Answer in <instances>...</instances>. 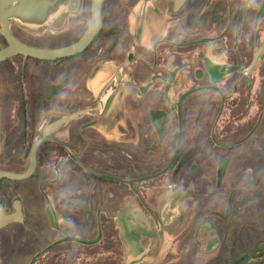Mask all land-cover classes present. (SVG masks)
<instances>
[{"label":"flooded vegetation","instance_id":"flooded-vegetation-1","mask_svg":"<svg viewBox=\"0 0 264 264\" xmlns=\"http://www.w3.org/2000/svg\"><path fill=\"white\" fill-rule=\"evenodd\" d=\"M87 2L85 0L86 8ZM156 2L162 9L150 7L153 15L148 16V23H157L156 20L160 19L171 26V30L165 31V39L152 44V66L147 70L153 80L147 82L146 87H140L139 78L143 79L141 69L131 71L130 79L121 83V78L126 75V70L121 67L117 84L127 86L128 95L125 98L131 102L135 90L145 95L160 82L158 74H155L160 66L159 49L167 50L174 60L192 55L191 63L184 62L174 67L173 71L177 70L174 78H171L173 71L169 74L168 83L172 85L180 71L188 70V76L179 79L177 84L181 104V141L173 165L155 179L169 174V179L176 184L174 190L170 191L174 193L169 199L172 203H169L179 201L184 213L191 210L194 215L202 214L204 221L209 223L216 216L219 201L225 194H228L227 199L234 194L237 198L239 191L235 193L234 189L230 192L227 185L236 182L238 168L243 169L248 164L253 148L249 140L255 135L261 140L254 150L264 164V50L249 71L255 53L263 45L259 46L264 39V0ZM120 3L121 0L105 1L94 40L81 53L52 61L19 54L0 63L2 172L24 174L31 164L33 145L43 137L45 129L55 122L66 120L39 145L32 175L22 180H0V184L4 181L31 180L35 184L29 207L17 197L12 201V211H9L0 201L4 214L14 213V202L18 201L23 217V223L14 222L0 229V264H44L48 259L54 264H69L72 258L76 264L79 252L83 254L76 244H84V228L90 224L91 228L95 226L93 217L102 231L99 244L104 241L105 229L110 224L119 239L118 216L122 211L126 214L135 199L165 227L181 216L178 209L172 212L171 208H164L168 200L159 202L156 211L140 191L145 179L164 171L174 158L179 138L178 114L176 145L167 162L170 146L167 132L174 117L169 112L155 111L148 119L129 116L122 127L118 93L124 88L118 87L100 107V96L106 86L99 85L100 80H97L101 70L90 76L88 71L84 72V54L93 53L94 46L101 40L111 41L110 53H113L116 63L135 62L131 49L135 48L136 34L132 33L131 37V32L122 31L128 30L127 27L111 26L112 20L104 21L108 12L111 15L121 11ZM123 21L121 19V24ZM12 22L9 25L12 36L30 47L59 49L76 42L54 47L32 43L24 38L23 32L34 29ZM6 46V38L0 34V50ZM93 60L94 56L90 54L86 56L85 63ZM160 87L157 86L155 90H160ZM238 103L247 105V112L236 116L233 129L228 134L227 129L223 131L220 125L224 123L219 122L221 114L230 112L229 107L236 109ZM255 110H259L257 116ZM253 119L256 120L248 130ZM237 130L245 133L233 140L230 135L239 133ZM221 132L225 135H221ZM11 148L15 150L11 160L13 163H20L25 153H29L25 158L29 157V165L24 171L16 173L3 169V149ZM44 148L47 154L41 169V151ZM220 169L222 175L219 181ZM245 179L246 174L241 175L239 182ZM181 195L186 198L180 199ZM191 200L196 201L197 212L189 207ZM210 226L218 230L215 223H210ZM196 241L188 240L183 248H196ZM73 248L76 250L73 251ZM73 253L78 254L76 259L71 257ZM230 254L232 260V251Z\"/></svg>","mask_w":264,"mask_h":264},{"label":"rangeland","instance_id":"rangeland-1","mask_svg":"<svg viewBox=\"0 0 264 264\" xmlns=\"http://www.w3.org/2000/svg\"><path fill=\"white\" fill-rule=\"evenodd\" d=\"M87 1V8L85 7L84 1L82 15L70 18L71 23L60 24V27L56 31L53 30V25L43 26L31 31L26 29V32H23L25 34L24 38L29 42L49 47L66 46L77 41L82 37L90 19L89 4H91L92 0ZM157 3L156 0H121V11L111 15L108 12L107 17L104 19L105 22L112 20L111 26L119 25L121 27H127L128 30L124 29L122 31L126 33L131 32V37L133 36L132 33L136 34V40L133 43L135 48L134 50L131 49V53L135 57L134 63H116L113 60V53H110L111 41L101 40L94 46L93 53L89 52L84 54V72L88 71L90 76L94 72L101 70L97 80L109 83L122 67L126 70V75L121 78L122 83L130 79L129 73L131 71H140L142 69L143 74L141 75H143V79L141 80L138 77L140 80L138 85L140 87H146L147 82L153 80L152 74L147 70L152 66V44L155 41L165 39V31L167 29L171 30V26L163 23V20L160 19H155L157 23H148V16L153 15L149 8L157 6L162 9ZM121 19H124L123 24H121ZM262 44H264V39L260 41L259 46ZM98 49H101L100 52H98ZM90 54H93L94 60L86 64V56ZM158 54L160 60L158 64L160 66L155 74H158L160 82H157L155 86H161L160 90H155L156 87H154L149 89L145 95H141L137 89L135 90V97L129 102L125 98L128 95V90L126 88L121 89L118 93L120 95V122L122 127H124L129 116L133 119H139L141 117L148 119L153 111H169L172 117H174L173 124L170 126L169 137L167 138V142L171 147V151L169 152L170 160L177 140L176 104L179 97L177 84L179 79L188 76V70L180 71L178 78H176L177 80L172 85L168 83L169 74L175 66H180L184 62L191 63L193 57L192 55H185L176 57L174 60L167 53V50L163 51V49H159ZM119 65L120 67L118 68ZM246 106L244 103H238L236 109L229 107L230 112L225 111L221 114L219 122H224L220 124L224 129L223 131L227 129L226 132L228 134L232 131V127L237 119L236 116H239L242 112L246 113ZM4 107L7 109L5 103ZM10 109H12L11 106ZM258 111L255 110V116L258 115ZM124 117L126 118L124 119ZM255 120L253 119L251 124H249L248 130L251 129ZM227 127H230L231 130ZM237 131L239 133H235L236 136L233 133L230 135L233 140L245 133L242 130ZM217 133H220V131ZM223 134L225 135L224 132H221V135ZM216 137L221 139L218 134H216ZM37 138L38 136L36 135L35 139ZM260 140L258 135H255L253 139L251 138L249 140V143L253 146L252 150L257 148L258 141ZM262 144L264 145V139L262 140ZM252 150L250 151L252 155L250 154L246 167L243 169L237 167L239 170L238 180L232 182L231 185H227L229 188L228 191L232 192L234 189H236L235 193L239 191L237 198L234 194L231 198L227 199L228 194H225L226 196H223L222 200H217L221 203L217 208L216 216L210 220L211 222L207 223L204 221L205 217L202 214L199 215L196 213L194 215L191 210L184 213L181 202L179 201L170 204L172 202L169 199H171L174 193L170 191L174 190L176 184L172 183L168 174L158 179L143 181V185L140 186L143 189H140V191L144 193L145 201L148 200L152 205L151 207L155 208L156 211H158L157 205H159V202L168 200V204L164 208H171L172 212L178 209L179 213L181 212V216L174 219L172 225L165 227L154 214H151L152 212H149L148 209H143L135 199V201L133 200L132 208L127 209L126 214L122 211L123 213L120 215L119 239L117 232L113 230V225L110 224L105 229V237L102 243H98L101 239L99 237L101 231H99L98 237L94 242H91L94 240L93 234H88L89 236L84 237L87 244H76L79 249L83 250V254L81 255L79 252L78 256V254L73 253L71 257H75L76 259V256H78L76 264H226L227 260L230 261L231 259V251L233 258H241L264 237L262 224L264 223V164L259 160L256 150ZM14 153L15 150L12 148L10 150L3 149L2 167L4 170L19 173L28 167L29 157L26 160L25 158L29 153H25V158L20 163H13L11 160ZM46 154L47 150L45 148L42 149L40 159L41 169L44 167L45 163L43 159ZM41 169L39 171H42ZM241 169L243 172H240L242 171ZM245 174L246 179L243 182H239L240 176ZM34 186L35 184L32 180L27 182L4 181L0 184V201L2 200L5 203V207L9 211H12V201L17 197L23 200L26 207H29ZM260 190L263 192V195L260 194ZM182 197L186 198L183 195L179 198L183 199ZM195 202L191 200L189 207L195 208L194 212H197ZM229 202L232 205V210L229 216L224 218L229 207ZM197 205L199 206V204ZM210 223H215L218 230L212 229ZM196 224L197 226L193 227ZM198 229H200L199 233L197 232ZM202 233H204V237L207 240L204 243L202 241L205 238L201 236ZM201 238L204 240H200ZM193 239L197 240L194 244L196 248L192 247L194 248L192 249L187 246L183 248L187 245L188 240L192 241ZM75 250L73 248V251ZM179 251L181 252L179 253ZM50 260L48 259L44 264H54V262H49ZM75 261L72 258L69 264H74ZM247 264H264V254L254 259L252 258Z\"/></svg>","mask_w":264,"mask_h":264},{"label":"water","instance_id":"water-1","mask_svg":"<svg viewBox=\"0 0 264 264\" xmlns=\"http://www.w3.org/2000/svg\"><path fill=\"white\" fill-rule=\"evenodd\" d=\"M106 0H93L91 4V15L90 20L87 25V29L84 32L83 36L76 41L75 43L59 48V49H40L35 47H30L18 41L16 38L12 36L9 30L10 21L19 23L23 26H39L43 24L47 19V14L51 8H54L56 5L62 2V0H0V34L4 35L7 40V46L0 50V63L4 62L7 59H10L16 55L22 54L26 56H30L33 58L41 59V60H57L64 57L73 56L79 54L86 50L94 40V37L97 33L99 23H100V15L102 6ZM264 50V45L260 47V49L255 53L253 62L249 67V71H251L259 58L260 53ZM177 70L171 73V78H174ZM121 73H118L110 85L105 89L100 106L103 107L104 102L110 96V94L118 88L116 85L117 80L120 78ZM178 116H179V138L177 149L175 151L174 158L171 164L159 174L147 178L145 180L155 179L159 176L165 174L169 168L175 162L176 156L178 154L179 145L181 141V114H180V103H178ZM66 120H61L53 123L48 126L43 134V137L35 142L33 148L31 150V164L28 170L24 174H12L2 172L0 169V180L3 178H10L14 180H22L28 178L35 170L36 167V152L39 145L46 140L47 135H49L54 129H56L59 125H62ZM0 150H1V123H0ZM219 181L221 180L222 170H219ZM14 210L15 212L12 214H4L3 209L0 208V229L8 226L11 223L19 222L23 223V217L21 212V207L18 201L14 202ZM232 205L229 202V207L224 215V218H227L231 213ZM101 237V233L100 236ZM74 240V239H69ZM87 244V242H84ZM90 244V243H88ZM264 249V243L255 249L252 253H250L247 257L243 259L239 264H247L258 252Z\"/></svg>","mask_w":264,"mask_h":264},{"label":"crops","instance_id":"crops-1","mask_svg":"<svg viewBox=\"0 0 264 264\" xmlns=\"http://www.w3.org/2000/svg\"><path fill=\"white\" fill-rule=\"evenodd\" d=\"M85 1V0H84ZM84 1L82 2V0H62L61 3H59L58 5H56L54 8H51L47 14V19L46 21L39 25V26H30L28 28H33V29H36V28H41L43 26H48V25H53L54 26V31H56L59 27H60V24H68V23H71L70 22V18H75V17H78L80 15H82L83 13V6H84ZM86 7V5H85ZM85 13V11H84ZM89 23V22H88ZM19 24V23H17ZM21 25V24H19ZM23 26V25H22ZM26 27V26H25ZM264 45V44H263ZM262 45V46H263ZM118 73H122V70H120ZM116 73V75L118 74ZM121 76V75H120ZM116 76L113 77V79L115 78ZM113 79L109 82V83H104L100 81V84L99 85H106L104 87V90L102 91L101 93V96H100V103H101V98H102V95L105 91V89L110 85V83L113 81ZM119 80V79H118ZM176 81V80H175ZM116 85L118 87H122V88H127V86H122L120 84H117L116 82ZM116 90V89H115ZM114 90V91H115ZM113 91V92H114ZM113 92L110 94V96L107 98V100L112 96ZM107 100L104 102V105L105 103L107 102ZM178 103H180V101L177 102L176 104V108H177V111L176 113L178 114ZM103 105V106H104ZM101 107V106H100ZM180 107H181V104H180ZM181 110V109H180ZM155 112V111H153ZM165 112H169V111H165ZM171 129V128H170ZM169 129V131H170ZM169 131L167 132L169 134ZM168 143V142H167ZM169 144V143H168ZM170 145V144H169ZM171 151V147L169 146V149H168V153H167V157H166V160L167 162H169V152ZM172 157V156H171ZM119 220H118V225H119V222H120V215L118 216ZM92 221L94 222L95 221V226L91 228V224L84 228V237L85 236H89L90 234H93L94 236V240H92L91 242H94L96 241L97 237H98V233L99 231H101V227L100 225L98 224V221L96 220L95 216L93 217ZM84 225L85 222H84ZM102 232V231H101ZM89 234V235H88ZM85 239V238H84ZM85 242V240H84Z\"/></svg>","mask_w":264,"mask_h":264},{"label":"trees","instance_id":"trees-1","mask_svg":"<svg viewBox=\"0 0 264 264\" xmlns=\"http://www.w3.org/2000/svg\"><path fill=\"white\" fill-rule=\"evenodd\" d=\"M89 7H90V4H89ZM102 30H103V29H102ZM102 30H101V31H102ZM260 194L263 195V192H262L261 190H260ZM262 224H263V231H264V223H262ZM201 236L204 237V233H202ZM255 236H256V235H255ZM204 238H205V237H204ZM205 239H206V238H205ZM238 241H239V239H238ZM240 241H241V240H240ZM263 243H264V237H263L259 242H257V243L253 246V248H252L249 252H247L244 256H242V257L239 258V259L233 258L232 260L228 261L227 264H239L241 261H243V259H244L245 257H247L250 253H252L255 249H257V248H258L259 246H261ZM261 254H264V249L261 250L260 252H258V253L253 257V259H254L255 257L261 255Z\"/></svg>","mask_w":264,"mask_h":264}]
</instances>
